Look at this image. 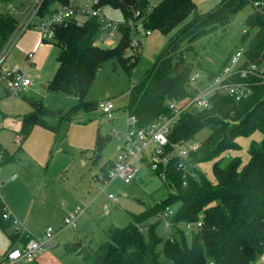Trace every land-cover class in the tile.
Masks as SVG:
<instances>
[{"label": "trees", "instance_id": "trees-1", "mask_svg": "<svg viewBox=\"0 0 264 264\" xmlns=\"http://www.w3.org/2000/svg\"><path fill=\"white\" fill-rule=\"evenodd\" d=\"M71 2L44 0L33 26ZM103 5L120 10L124 16L119 42L112 48L97 43L101 34L98 17L72 18L66 25L58 26L51 41L60 49L58 68L47 89L76 96L80 99L78 108L99 109L98 104L85 102L98 69L108 58H116L129 74L133 73L137 62L128 59L125 52L133 40L130 23L142 20L145 29L171 35L154 66L129 91L125 112L135 116L143 128L169 115L168 100L192 96L189 79L194 64L189 55L193 44L217 29L229 27L235 16L251 4L250 0H220L205 15L198 14L195 0H159L155 5L153 0H101L99 6ZM189 17L191 22L182 26ZM18 25L12 14L0 13V51L16 33ZM246 25L249 31L242 35L237 49L243 47L248 62L263 66L264 11L253 7ZM253 31L255 34L251 36ZM229 58L218 70H207L208 78L216 77ZM255 80L248 100L237 102L228 95L216 94L210 98L209 107L182 115L169 135L170 143L191 142L197 141L203 129H209V136L201 142L193 158L198 164L216 161L214 182L198 170V178H190L184 186L181 174L171 166L168 180H163L169 187L164 201L147 206L141 215L129 214L130 222L124 228L107 227V241L97 249L68 243L63 247L64 253L81 257L84 264H261L264 257V83L261 79ZM29 101L34 107L22 119L19 132L22 137H29L36 125L56 131L58 128L47 123L45 116H60V124L70 122L64 111H52L41 101ZM256 132L262 134V139L251 144L246 164L239 158L222 164L223 154L241 149L238 142L241 137H250ZM97 139L95 153L99 158L110 139L101 135ZM3 155V161L11 159L5 152ZM109 173L108 168H103L97 180L108 181ZM2 197L0 230L5 231L13 219L5 218L7 207ZM174 204H179V208L167 219L175 232L166 237L160 232L164 226L162 216ZM201 215L203 226L186 233L184 225L198 222ZM10 238L26 243L32 236L24 231L13 233Z\"/></svg>", "mask_w": 264, "mask_h": 264}, {"label": "rangeland", "instance_id": "rangeland-1", "mask_svg": "<svg viewBox=\"0 0 264 264\" xmlns=\"http://www.w3.org/2000/svg\"><path fill=\"white\" fill-rule=\"evenodd\" d=\"M36 0H16L6 3L0 0V13H10L17 21H21L24 11ZM74 7H91L95 0H71ZM159 0H153V5ZM220 0H195L197 12L205 15L214 8ZM13 5L16 9L12 10ZM253 7L248 5L239 12L226 29H217L193 44L189 59L194 64L190 77L200 74L207 76V70H218L230 55L234 54L239 46L243 34L249 31L246 19ZM102 15L106 18L122 23L124 16L120 10L109 6L101 7ZM189 17L183 24L191 22ZM82 20V19H81ZM142 21H136L141 25ZM181 26V27H182ZM133 39L143 41L140 54L134 56L137 67L129 74L116 58H108L98 69L85 102L99 104L108 100L113 104V118L99 108L86 111L78 108L80 99L65 92L48 90L41 84L48 86L58 68L60 49L54 43L41 45L38 30L31 28L17 38L15 46L7 58L6 65L19 66L27 70L26 54L38 49V61L27 72L33 77V87L30 92L23 93L15 98H1L0 91V150L11 159L0 163V194L7 206V212L13 221L6 231L0 230V257L10 245V236L18 228L28 230L34 237L42 235L48 227L54 231L52 246L47 250L52 252L46 264H84V260L77 255H65L64 245L80 242L93 249H97L107 241L106 228L114 225L118 228L126 227L130 222L129 214L141 215L147 206H154L164 201L169 190L161 177L154 174L144 166L131 184L122 179H114L102 194L101 183L97 177L103 168L112 170L117 160L119 141L114 132L124 136L127 131V113L125 109L129 101V91L132 84H137L142 76L154 66L156 59L165 50L171 35H163L153 30L150 36L143 34V27L138 32L136 26L132 27ZM255 31L250 32L252 36ZM121 38L117 33L113 40L97 43L104 48H112ZM186 47V46H185ZM245 47V46H244ZM132 48H128L125 56L133 59ZM264 66V62L262 63ZM189 91L194 92L192 87ZM32 101H41L52 111H64L63 115L69 117L68 124H60V116L44 117V120L56 131L36 125L29 137L24 138L9 128L8 125L23 119L33 111ZM210 134L209 129H203L197 135V141L203 142ZM107 137L110 140L102 150L101 157H96L97 137ZM262 134L256 132L250 137H241V149L223 154L225 165L229 161L239 158L246 164L249 159V148L253 142H260ZM215 160L202 162L198 165L210 181L214 182L213 166ZM113 194L118 199L115 204L107 196ZM77 206L87 207L86 213L79 218L77 228L64 227V219ZM179 204L170 206L169 212L173 216ZM164 228V227H163ZM165 229V228H164ZM161 234L166 237L175 232L169 228L171 234ZM19 231V232H20ZM162 260H164L162 258ZM18 264H41L39 260ZM264 264V258L261 261Z\"/></svg>", "mask_w": 264, "mask_h": 264}, {"label": "built area", "instance_id": "built-area-1", "mask_svg": "<svg viewBox=\"0 0 264 264\" xmlns=\"http://www.w3.org/2000/svg\"><path fill=\"white\" fill-rule=\"evenodd\" d=\"M43 1L36 0L34 2L28 13H26L27 15L19 22L16 33L0 51V81L2 85L6 84L9 89L10 98L19 97L33 84L32 78L24 73L19 66L9 67L6 65L7 58L15 46L17 38L23 35L26 30L35 27L40 34L42 45L45 42L53 41L55 29L60 25H66L72 18L98 17L101 22V34L98 41L104 42L114 39L115 35L119 33L120 23L112 21L105 16L103 17L101 14V7L99 6L101 0H95L91 7L78 8L70 4L33 26ZM250 4L258 11H264V0H250ZM10 7L12 6L10 5ZM130 24L132 27L136 26L138 32H141L144 27L143 21L141 25H136V22ZM151 33L152 31L146 29L143 34L150 36ZM142 44L143 41L140 38L132 40L130 46L132 50L134 49L132 61H134V56L140 54ZM37 51L36 49L28 55L30 65L33 64ZM244 52L243 47L237 49L230 56L222 71L213 79L203 77L200 74L191 76L189 87L194 90L192 96L190 95L180 100H168L166 108L169 110V115L161 116L143 128L139 127L135 116L127 115L128 126L124 136H121L118 132H114L112 135L119 141H123V143L119 147L117 160L109 173V180L101 183L102 194L106 193V189L114 179L119 178L126 184H131L136 176L142 172L144 166L148 167L154 174H158L165 181L168 180L169 168L175 166L176 170L181 174L184 186L187 185L190 178H198L199 164L194 161L193 153L197 152L201 143L198 141L170 143L169 135L182 115L209 107L212 96L225 94L232 97L235 101L241 102L248 100L253 94L255 79H261L264 83V66L248 62ZM98 108L104 114H107L110 119L113 118L114 109L111 100L99 103ZM3 158V152L0 150V162L3 161ZM107 198L115 204L118 203L117 197L113 194L108 195ZM85 212V207L77 206L74 208L64 219V227L77 228V222ZM162 217L164 219V233L171 234L169 228L172 224L167 219L171 217L169 209L166 210ZM202 217L201 215L200 220L196 223L184 225L183 229L185 232L189 233L192 230H199L203 226ZM5 218H10L8 212ZM13 223L17 224L14 221ZM54 235L53 229L48 227L42 235L31 238L23 246L10 248L0 259V264L27 263L38 259L41 251L47 250L52 246L51 241Z\"/></svg>", "mask_w": 264, "mask_h": 264}, {"label": "crops", "instance_id": "crops-1", "mask_svg": "<svg viewBox=\"0 0 264 264\" xmlns=\"http://www.w3.org/2000/svg\"><path fill=\"white\" fill-rule=\"evenodd\" d=\"M34 3H32L29 7H27L26 9H25V11H24V15L22 16V18H21V21L24 19V17H25V15H27L26 13H28V11L30 10V8L32 7V5H33ZM12 6V8H14V9H16L15 7H13V5H11ZM101 14H103L102 13V10H101ZM21 21H18V22H21ZM35 28V27H34ZM36 30V29H35ZM39 33V32H38ZM39 36H40V34H39ZM109 40H113V39H109ZM45 43H51V42H45ZM36 50V49H35ZM35 50H33V51H30V52H28L27 54H26V60H27V63H28V68H27V70L25 71V70H23L22 68V70H23V72L24 73H26L28 76H30L31 78H32V80H33V77H32V75L30 74V73H28L27 71L29 70V69H31L32 67H34L35 65H36V61H38L37 59H38V51H37V53H36V55H35V58H34V61H33V64L32 65H30L29 64V62H28V55L30 54V53H32V52H34ZM38 50V49H37ZM9 67H11V66H9ZM41 87L42 86H44V87H46L45 89H47V86L46 85H44V84H41L40 85ZM32 87H33V84H32V86L31 87H29L28 88V90L25 92V93H27V92H30L31 90H32ZM9 89L7 88V86H6V84L5 85H3V86H1L0 87V91H2V97L1 98H10L9 97V91H8ZM22 95V94H21ZM20 95V96H21ZM13 99V98H12ZM22 119H20V120H18V121H16V122H14L13 121V123H11V124H9L8 125V127L9 128H14L15 129V131H17L18 132V134H19V132H20V130H21V127H22ZM101 183V182H100ZM1 195V194H0ZM109 200V199H108ZM111 201V200H110ZM112 202V201H111ZM7 207V206H6ZM86 208V211H87V207H85ZM86 213V212H85ZM84 213V214H85ZM83 214V215H84ZM82 215V216H83ZM10 218L11 219H13V214L11 213V216H10ZM6 231V230H5ZM20 229L18 228L17 230H15L14 232L15 233H22V232H24V231H26L30 236H32V238L34 237L28 230H21L20 232ZM13 234V233H12ZM11 234V235H12ZM11 237V236H10ZM10 241H11V243H10V245L8 246V248L5 250V252L1 255V257H0V259L3 257V255L10 249V248H12V247H21V246H23L24 244H25V242H23V241H21L19 238H16V239H11L10 238ZM84 246H86V244H84L83 242H80V244H79V247L80 248H83ZM63 251H64V248H63ZM52 254V252L50 251V250H44V251H41L40 252V255H39V257H38V259H36V260H39V263H41V264H46L47 262H48V260H49V255H51ZM65 254V253H64ZM66 255V254H65ZM75 255V254H74Z\"/></svg>", "mask_w": 264, "mask_h": 264}, {"label": "water", "instance_id": "water-1", "mask_svg": "<svg viewBox=\"0 0 264 264\" xmlns=\"http://www.w3.org/2000/svg\"><path fill=\"white\" fill-rule=\"evenodd\" d=\"M43 88H46V87H44V86H42Z\"/></svg>", "mask_w": 264, "mask_h": 264}]
</instances>
